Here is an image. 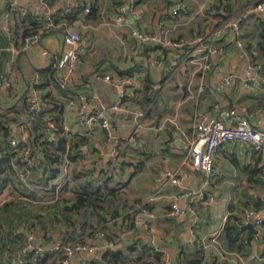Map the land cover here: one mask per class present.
I'll return each instance as SVG.
<instances>
[{
  "label": "crops",
  "instance_id": "crops-1",
  "mask_svg": "<svg viewBox=\"0 0 264 264\" xmlns=\"http://www.w3.org/2000/svg\"><path fill=\"white\" fill-rule=\"evenodd\" d=\"M127 1L0 0V125L9 131V141L25 139L37 154L32 156L36 167L44 154L35 138L48 136L49 143L56 144L54 132L45 130L49 120L58 122L61 136L69 141L76 137L89 141L76 152L75 161L64 156L62 173L53 181H47L43 169L37 168L22 183L18 175L27 168L14 165L16 180L24 185L8 184L0 195V206L16 199L38 198L24 210L17 233L27 243L47 248L50 255L45 264H59L54 246L77 243L94 245L97 251L78 254L73 264H189L192 260L264 264V154L249 157L250 147L241 142L223 145L214 164L216 177L209 194L213 202L183 197L202 185L203 176L190 168L188 154L198 116L209 114L228 124L246 118L264 132V52L259 45L264 37V14H248L238 38L229 35L217 42L220 52L213 59L212 71L192 63L174 69L171 53L144 46L133 36L134 31L145 30L174 40H194L264 0H181L178 15L167 0H139L136 13L120 24L115 8ZM48 14L56 27L44 31L37 45L23 50L26 38L44 28ZM67 29L78 33L82 42L73 43ZM78 49L79 64L64 89V62ZM248 62L257 65L259 74L255 84L245 86ZM96 74L127 85L121 111L111 114L112 139L99 125L88 130L79 124V95L88 97L93 111L108 110L120 99V90L96 80ZM227 74L237 76L230 90L222 89L220 83ZM37 94L49 109L46 118L34 117L28 109ZM159 97L155 110L153 102ZM231 111L235 115L228 116ZM134 112L146 114L139 128ZM11 152L19 154L13 148ZM166 170L178 173V184L164 178ZM76 174L100 191L94 195V207L81 213L65 212V207L74 204ZM4 177L0 175V180ZM174 203L187 213L164 218ZM143 207L156 216L148 227L146 216L140 214ZM245 208L254 212L252 219L245 217ZM228 223L235 226V241L229 238ZM249 223L257 234L248 236L240 230ZM14 256V264L19 259L23 264L24 258L27 263L31 256L33 261L46 257L22 256L21 252Z\"/></svg>",
  "mask_w": 264,
  "mask_h": 264
},
{
  "label": "built area",
  "instance_id": "built-area-1",
  "mask_svg": "<svg viewBox=\"0 0 264 264\" xmlns=\"http://www.w3.org/2000/svg\"><path fill=\"white\" fill-rule=\"evenodd\" d=\"M41 3H45L46 0H39ZM173 8V14L178 15L182 3L181 0H167ZM139 0H128L127 2L119 3L115 8V19L118 23L123 24L127 21L129 15L136 13ZM68 10L66 11V13ZM264 14V2L259 1L249 7L244 15L235 16L230 19H226L221 24L210 31L205 36L198 37L194 40L187 39H170L164 33H154L145 30H136L133 32V36L144 46L158 47L163 51H168L173 55L174 61L172 63L173 68L177 69L179 65L185 63H192L203 67L205 71H212L214 63V57L219 54L217 42L226 36L233 35L238 38L241 33V25L244 18L248 14ZM44 28H40L32 36L26 38L23 45V50L28 49L33 45H37L41 35L44 31H49L56 27L54 17L48 14L44 18ZM70 40L77 44L82 42V38L78 33H72L68 29L66 30ZM238 46L244 48L242 42L238 41ZM84 47L89 48L88 43H84ZM12 50V47L8 48ZM3 50L0 49V57ZM80 61V50H74L70 53L68 58L64 62L65 78L63 79L62 87L68 88V83L71 77L76 72L77 66ZM245 68L244 85L255 84L259 74V69L254 62H248ZM95 79L98 81H104L112 83L120 90L119 101L110 109H103L101 111H93L90 101L86 95H79L77 101L79 124L88 130H92L95 125H99L106 133L109 139L113 138V131L111 125V114L121 111L122 104L127 95V85L124 81H114L109 75L96 74ZM237 76L234 74H227L221 78V87L224 90H230L235 82ZM29 111L33 116L46 115L47 106L43 103L42 96L40 94L35 95L29 102ZM75 102H71L74 105ZM133 118L139 122L138 128L141 126L142 120L145 119L146 114L144 112H134ZM228 116L235 115L234 111L227 113ZM49 130L55 131V125L50 122ZM133 136L131 137V139ZM43 141L50 142L51 139L46 136ZM241 142L247 144L250 147L248 152L249 157L254 154H264V132L257 130L252 123L246 118H239L235 123L228 124L225 121L215 119L209 114H203L198 116L195 124V134L193 140L190 143L188 154L190 156L189 166L196 172L201 174L202 185L201 188L195 193H188L183 197L189 198L191 201L199 200L203 203H212L213 197L210 196L213 181L216 177L215 173V160L219 149L227 144ZM27 141L25 139H11L9 144L15 150L19 152L20 157L24 163L29 167H35L36 161L32 157L30 149L27 147ZM178 173L172 170H166L164 178L173 184H178ZM21 180L25 181L27 176L25 172L19 173ZM193 201V202H194ZM264 204V199H262ZM190 213L196 215L194 208H189ZM243 211V210H242ZM187 211L181 209L178 203H174L171 209L166 211L163 215L164 218H180L184 217ZM140 214L146 216V227L150 226L156 220V216L152 214L147 208L140 209ZM244 215L247 219H252L254 212L251 210H244ZM256 225H260L261 221H256ZM97 251L94 245L77 243L75 245H56L53 247V252L56 256H59V264H73L75 256L81 253L93 254ZM21 254L34 253L37 256L45 257L48 254L46 247L34 246L26 244L21 249ZM18 264L22 262L17 261Z\"/></svg>",
  "mask_w": 264,
  "mask_h": 264
},
{
  "label": "trees",
  "instance_id": "trees-1",
  "mask_svg": "<svg viewBox=\"0 0 264 264\" xmlns=\"http://www.w3.org/2000/svg\"><path fill=\"white\" fill-rule=\"evenodd\" d=\"M259 45L261 47V50L264 52V37L262 38ZM128 74H132V73L129 71ZM148 86L149 85H147L146 83L145 92L149 91L150 88ZM146 100L150 101L151 99L149 98L148 100L147 98ZM43 103L45 104L44 99H43ZM30 113L32 115V112ZM48 115H49V109L47 107L46 115H39L34 117L46 118ZM50 122H52L56 128L54 131V134L57 136L56 144L49 143L48 141H43V138L45 137L43 135H40L37 138H35L34 143L36 144L37 147L41 146L42 150L40 151L43 152L44 154V159H38V162H40V166L39 167L35 166L36 168L27 166L24 163L23 159L19 157L20 155L18 153L14 154L11 152L12 147L9 145L10 142L9 131L7 129H4L3 126L0 125V129L2 130V134H0V159H1L0 175L3 174L5 175V177L0 180V195L8 184H12L17 188L24 185L22 183L26 181V180L25 181L21 180L19 177V179L22 182L21 185L16 180L17 171L14 168V165L16 166L25 165L27 168L26 171H24L26 173V176L28 175L29 172H32V170L41 168L43 169V173L46 175L47 181H53L56 180L59 177V175L62 173L64 156H67V158L70 161L71 160L75 161L77 159L76 152L80 151L81 148L83 147L86 148L88 146L89 141L88 138L86 137L85 138L76 137L72 141H69L66 137H62L61 134L63 130H61V128L58 126L59 125L58 122L54 120H49L47 121V123H45L47 124L45 130L49 131L48 126ZM52 144L55 146L54 149L50 148ZM31 153L32 156L37 155L36 152L31 151ZM74 178L79 180L76 187L74 204L70 208L65 207L64 211L69 212L72 210H76L77 212L81 213L84 208H87L89 206L94 207V195L98 196L100 189L94 191V185L86 181H83L81 179V176L78 174H76ZM55 190H56V186H53L52 191ZM33 198H29L27 200L23 198L19 200L16 199L10 202H6L0 206V264H14L13 263V261L15 260L14 258L17 257L14 256V252L19 253L27 243L24 237L20 233H17V230L19 229L21 223L24 222L23 220V213L25 212L24 210L28 209V205H32L31 204L32 201L34 200L37 201L38 199V198H34V199ZM57 203H59V201ZM261 203H263L262 200ZM245 210H247V208H245ZM27 217L30 218L29 214L27 215ZM32 219H36V218L32 217ZM27 221L28 220H26L25 222ZM227 229L229 231L228 233L229 238H231L232 241H235L237 239L235 235V226L230 225V223H228ZM27 254L33 255V253H27ZM48 255L50 254H47L46 257L43 259L38 258V260H36V258L33 257L35 259L34 261L31 259L32 257L31 256L29 257V259H27L28 260L27 263L24 262L25 260L24 258L23 264H34V263L45 264L47 262ZM189 264H201V261L192 260L189 262Z\"/></svg>",
  "mask_w": 264,
  "mask_h": 264
},
{
  "label": "water",
  "instance_id": "water-1",
  "mask_svg": "<svg viewBox=\"0 0 264 264\" xmlns=\"http://www.w3.org/2000/svg\"><path fill=\"white\" fill-rule=\"evenodd\" d=\"M240 230L248 232V236H252L258 233V231L255 229V226L252 223L240 227Z\"/></svg>",
  "mask_w": 264,
  "mask_h": 264
},
{
  "label": "rangeland",
  "instance_id": "rangeland-1",
  "mask_svg": "<svg viewBox=\"0 0 264 264\" xmlns=\"http://www.w3.org/2000/svg\"><path fill=\"white\" fill-rule=\"evenodd\" d=\"M156 100H157V98H156ZM155 99H154V102H153V106H155V110L157 109V107L159 106V104H160V101H161V97H159V99H158V101H156ZM156 102V103H155ZM152 106V107H153Z\"/></svg>",
  "mask_w": 264,
  "mask_h": 264
}]
</instances>
